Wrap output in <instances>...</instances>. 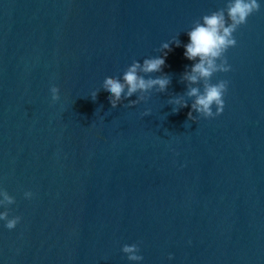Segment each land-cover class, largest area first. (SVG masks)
Listing matches in <instances>:
<instances>
[{
    "label": "water",
    "instance_id": "water-1",
    "mask_svg": "<svg viewBox=\"0 0 264 264\" xmlns=\"http://www.w3.org/2000/svg\"><path fill=\"white\" fill-rule=\"evenodd\" d=\"M227 2L0 0V191L15 201L0 211L21 217L0 222V264H129L125 244L142 264H264V4L212 78L229 82L222 115L169 103L203 91L181 79L183 44ZM174 38L145 76L167 74L168 89L113 109L104 79Z\"/></svg>",
    "mask_w": 264,
    "mask_h": 264
},
{
    "label": "clouds",
    "instance_id": "clouds-1",
    "mask_svg": "<svg viewBox=\"0 0 264 264\" xmlns=\"http://www.w3.org/2000/svg\"><path fill=\"white\" fill-rule=\"evenodd\" d=\"M262 4H264V0H228L225 9L202 16L187 31L188 41L183 44V55L186 60L191 62V67L182 74L181 79L190 85L203 81L204 87L202 92L197 87L189 89L187 95L194 98L190 106L180 99L170 100L169 103L175 105L172 109L173 113L190 107L188 119L193 121H197V117L214 119L222 115L225 107L224 97L229 82L218 80L212 83V78L217 73H228L232 70L225 54L230 48L237 45L234 34L247 23L250 16L260 11ZM171 45L179 48L181 42L174 38L172 41L163 43L160 46L161 55L145 58L142 63L133 60L119 77L104 79L102 90L107 94L108 103L113 109L121 105L122 98L128 101L127 107L131 108L146 99L144 96H137L136 100H131L130 98L137 93H147L153 89L164 93L168 89L171 80L167 74L154 79H145V76L152 73H163L166 58L172 51ZM49 91L52 101L60 98L58 87L53 86ZM96 96L97 93L93 92L91 97L95 100ZM193 113H196L197 116H193ZM143 115L148 116L150 113L146 111ZM24 198L31 200L34 198V193L25 191ZM13 203L15 201L7 192L0 191V208ZM0 222H3L4 228L12 231L21 222V217L10 218L7 210L0 211ZM121 251L129 264H142L144 257L138 254L140 248L137 244H125ZM173 259L172 255L168 256L169 261Z\"/></svg>",
    "mask_w": 264,
    "mask_h": 264
}]
</instances>
